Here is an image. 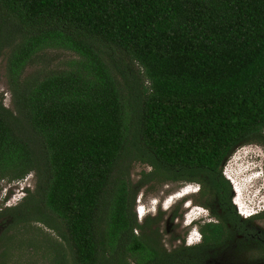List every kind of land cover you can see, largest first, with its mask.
<instances>
[{"label":"trees","instance_id":"16d2710c","mask_svg":"<svg viewBox=\"0 0 264 264\" xmlns=\"http://www.w3.org/2000/svg\"><path fill=\"white\" fill-rule=\"evenodd\" d=\"M3 48L0 178L36 180L0 218L53 230L47 264H209L238 242L221 170L237 147L264 145V0H0ZM47 48L77 58L19 81ZM127 158L149 167L137 187L194 182L213 198L198 242L166 249L159 215L136 220Z\"/></svg>","mask_w":264,"mask_h":264},{"label":"rangeland","instance_id":"374dc122","mask_svg":"<svg viewBox=\"0 0 264 264\" xmlns=\"http://www.w3.org/2000/svg\"><path fill=\"white\" fill-rule=\"evenodd\" d=\"M8 54V48H3L0 54V100L4 107L10 109L12 108V92L10 91L6 72ZM76 58L77 55L65 49H44L22 68L19 81L30 78L38 71L45 72L49 69L67 68L69 62ZM131 71L137 75L139 83L145 87L146 82L140 76V68L137 65H132ZM263 156L264 145L246 143L237 147L222 166V176L227 181L229 177L234 187L238 189L235 199L238 206L244 203L247 212H260V209L264 208L262 207L264 206ZM122 170L121 176L128 183L129 196H131L137 187L136 184L141 172L148 171L149 167L140 161L127 158L123 163ZM223 172L228 177H225ZM19 179L22 181H16L17 179L10 180L7 177L0 178V210L20 202L24 194V192H20L21 188L25 187L31 190L36 180L32 171H29ZM198 185L194 182L150 179L140 187H137L133 199L132 212L138 222L144 216L141 219L137 217L135 209L137 205L143 204L144 212L150 208L151 199L158 201V204L163 202L167 206V208L163 209L164 207L161 208L160 205H157L155 211H150L151 213L147 214L149 216L155 213L159 215L155 226L158 228L161 241L166 249L182 241V243L188 244L185 242L186 240L190 244L198 242V225L203 221H215L212 212L218 213V210L215 207L213 198L208 193L202 196L199 194V190L192 191ZM188 190L190 191L188 192ZM176 192H179V194H176ZM183 193L184 195H182ZM186 201L188 205L184 206L183 204ZM141 211L139 206L138 212L142 213ZM173 211L175 216L170 219ZM235 211L237 213L236 208ZM198 212L203 215L202 218H198ZM262 212H264V209ZM192 218L195 219L193 220ZM246 220L251 222V226L255 225L260 228L261 234H264V218L255 215ZM137 232V229L133 231L135 234ZM237 237L235 236L234 240ZM52 240L61 242L53 230L45 227L40 222L25 221L12 224L9 218H0V264H47L48 256L51 254L48 248V241ZM222 251L223 253L218 257L215 256L208 263L264 264V259H259L261 255L255 252L251 246H243L238 242L230 241L225 250Z\"/></svg>","mask_w":264,"mask_h":264},{"label":"flooded vegetation","instance_id":"af4514ba","mask_svg":"<svg viewBox=\"0 0 264 264\" xmlns=\"http://www.w3.org/2000/svg\"><path fill=\"white\" fill-rule=\"evenodd\" d=\"M262 159H264V156H263ZM230 186H232V183H230ZM197 190H198V187L196 188L195 191H197ZM235 190L237 191V194H238L237 187H235ZM189 191L190 190H188V192ZM185 192H186V190H185ZM176 194H179V192L176 193ZM182 195H184V193ZM233 195H234V193L231 194V201H233L232 200L233 199ZM240 206H241L242 209L240 208V211H237V213L239 214V218H240V222H239L240 231H238V229H237L238 232L236 231L234 233V230L231 229V230H229V234L231 235L232 238H235V236H238L236 240L238 241L239 244H241L243 246H251V247H253L254 251L259 253V255H261L259 257V259H264V234H261L260 228H258L255 225L251 226V224H250L251 222L246 220V219H249V218H251V217H253L255 215L257 217L264 218V215H263L264 212H262L264 208L260 209L261 210L260 212L252 213V212H247L244 203L242 205H240ZM262 207H264V206H262ZM153 215H156V213L153 214ZM153 215H150V216H153ZM226 226L229 227L228 224ZM198 240H199V238H198ZM185 242L190 244L189 242H187V240Z\"/></svg>","mask_w":264,"mask_h":264},{"label":"clouds","instance_id":"9594fccd","mask_svg":"<svg viewBox=\"0 0 264 264\" xmlns=\"http://www.w3.org/2000/svg\"><path fill=\"white\" fill-rule=\"evenodd\" d=\"M223 174H224V176L225 177H228L227 175H225V173L223 172ZM228 181H229V183H232L231 182V179L228 177ZM25 188V187H24ZM196 189H194V190H192V191H195ZM231 190H232V193H234V195H233V201H231L232 202V204H233V206L236 208V210L237 211H240V207L238 206V204H237V202H236V200H234V199H236L235 197H236V195H237V191L235 190V187H234V185H233V183H232V186H231ZM177 193V192H176ZM151 201V204L149 205V209L146 211V212H144V206H142V213H140V212H138V210H136L137 211V217L138 218H140L141 219V217H143L144 215H146V214H148V213H151L150 211H155L156 210V208H157V205H160V207L161 208H163V209H165V208H167V206H165V204L163 203V202H161L160 204H158V201H155L154 199H151L150 200ZM140 205H143V204H140ZM188 205V202L186 201L185 203H184V206H187ZM136 209V208H135ZM154 209V210H153ZM203 217V215L202 214H200L199 212H198V218H202ZM193 220L195 219V218H192ZM191 221V220H190ZM198 238L199 237H197V240H198Z\"/></svg>","mask_w":264,"mask_h":264},{"label":"built area","instance_id":"2783aa9c","mask_svg":"<svg viewBox=\"0 0 264 264\" xmlns=\"http://www.w3.org/2000/svg\"><path fill=\"white\" fill-rule=\"evenodd\" d=\"M18 180H19V181H22L21 179H17L16 181H18ZM20 192H24V191H23V188H21ZM139 206H140V208L142 209V205H137L136 210H138Z\"/></svg>","mask_w":264,"mask_h":264}]
</instances>
